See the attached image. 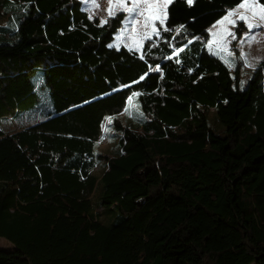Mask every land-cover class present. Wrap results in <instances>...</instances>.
Returning a JSON list of instances; mask_svg holds the SVG:
<instances>
[{
	"label": "trees",
	"instance_id": "trees-1",
	"mask_svg": "<svg viewBox=\"0 0 264 264\" xmlns=\"http://www.w3.org/2000/svg\"><path fill=\"white\" fill-rule=\"evenodd\" d=\"M191 6L135 52L123 13L0 0V264H264V58L242 76L245 26L223 55Z\"/></svg>",
	"mask_w": 264,
	"mask_h": 264
},
{
	"label": "rangeland",
	"instance_id": "rangeland-1",
	"mask_svg": "<svg viewBox=\"0 0 264 264\" xmlns=\"http://www.w3.org/2000/svg\"><path fill=\"white\" fill-rule=\"evenodd\" d=\"M80 1L82 2L83 9L89 13L91 18H97L101 22V20H105L109 16L107 11L110 7L109 0H95V3H93V0ZM237 5H229L217 0H194L191 7L179 11L177 16L193 28L207 30L209 32L210 47L223 55H228L232 42L235 40L228 33H235L236 28L230 21H236L237 24L241 22L245 26V23L239 17L242 14H246L249 17V23L264 24V21H261L259 16L253 17L251 10L237 8ZM128 6L130 7L131 5ZM112 7L114 12L123 13L124 19L121 28L115 34L111 44L113 46L123 45L132 51L139 52L146 40L144 37L146 35L153 36L154 29L157 30L159 22L156 21L155 24H146L144 18L141 16L137 17L138 22L133 24L125 18L126 13L121 11L120 7L115 4ZM253 8L257 13L260 12L258 5H253ZM231 9H235V13L229 16L227 20H223L218 24L217 21H221ZM214 25L215 27H213ZM246 33L247 36H245ZM251 37H255V39ZM236 47L239 50L245 68L242 76H249L251 71L257 67L259 61L264 58V27L254 28L251 32H248L246 28L236 40ZM40 95L42 97L41 100L45 101L46 94L40 93ZM42 113V110L38 109L33 114H29L27 118L30 121H35L41 118ZM18 125L17 122L11 121L10 119H2L0 122V127L8 132L15 130ZM101 145L104 146L105 142L102 141ZM0 248L10 249L12 245L0 237Z\"/></svg>",
	"mask_w": 264,
	"mask_h": 264
},
{
	"label": "snow or ice",
	"instance_id": "snow-or-ice-1",
	"mask_svg": "<svg viewBox=\"0 0 264 264\" xmlns=\"http://www.w3.org/2000/svg\"><path fill=\"white\" fill-rule=\"evenodd\" d=\"M173 0H109V9L107 10L109 13V17H114L117 13L114 12L112 5L115 4L118 7H120V10L126 13V19H128L131 23L135 24L138 22L136 19L137 17H143L146 24H155L156 21L159 22V25L163 31H169L167 27H164L165 19L167 16V5L171 4ZM188 4L191 6V4L194 2V0H187ZM93 3H95V0H93ZM128 5H131L130 7ZM253 5H258L260 8V12L257 13ZM98 6V5H97ZM237 8H246V10H251L253 12V17L259 16V19L261 21H264V4H260L259 0H241V3L237 5ZM147 13V14H146ZM235 13V9H231L226 13L225 17L222 18L221 21H217V23H221L223 20H227L229 16L233 15ZM239 19L245 23L246 28L248 29V32H251L254 28H260L264 27V24L261 23H249V17L246 14L240 15ZM106 20H101V24L106 23ZM230 23L234 27H238L236 21H230ZM184 26L181 25L179 28L176 29L177 32H179ZM215 27V25L213 26ZM154 35L159 36V31L154 29L153 32ZM228 35H230L233 39H236V33L229 32ZM247 36V33L245 34ZM145 39L151 40V35H146L144 37ZM252 39H255V37H251ZM243 42V40H241ZM153 47L155 44L152 45ZM178 51H183V49H179ZM143 58V57H142ZM171 59V57H168ZM179 63V61H177ZM159 71L160 66L156 65L154 69ZM147 75V74H145ZM144 77L142 76L141 79ZM243 83V82H242Z\"/></svg>",
	"mask_w": 264,
	"mask_h": 264
}]
</instances>
